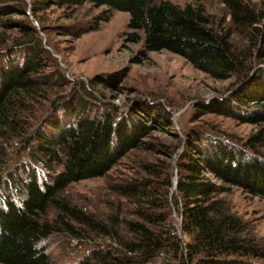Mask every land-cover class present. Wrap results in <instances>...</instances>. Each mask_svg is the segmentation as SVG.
<instances>
[{"label": "trees", "instance_id": "obj_1", "mask_svg": "<svg viewBox=\"0 0 264 264\" xmlns=\"http://www.w3.org/2000/svg\"><path fill=\"white\" fill-rule=\"evenodd\" d=\"M221 1L230 13L226 29L216 25L201 4L0 0V24L17 34L0 41L4 48L0 52V138H16L29 158L6 171L0 169V263L54 264L47 242L58 235L79 237L74 221L94 226L101 237L115 243L112 248L94 243L95 264H256L255 258L264 264V247L223 196L234 186L264 198V155L247 159L231 140L196 131L185 135L182 150L177 151L181 140L171 131L169 114L160 104L153 108L156 115L146 105L128 113L108 108L95 114L94 98H87L94 96L83 82L79 89L87 97L77 90L69 101L71 95L61 93L72 81L52 55L59 53L54 39L70 38L73 50L75 41L98 29L113 10L128 12L127 40L137 42L142 31L144 51L178 54L212 79L232 75L239 82L245 79L240 90L234 88L229 94L226 105L204 104L203 108L258 125L250 140L264 143V4L255 8L245 0ZM87 4L104 9L85 21L68 23H55L49 15L53 7L61 10L62 18L71 19ZM10 13L20 17L3 22ZM233 34L247 39L245 52L237 49ZM244 87L246 94L241 92ZM247 102L260 103L262 109L241 117L237 109L246 108ZM154 129L171 131L177 146L152 144ZM158 147L164 159L144 163L146 175L115 186L135 205L136 217L121 219L124 234L61 196L71 183L106 176L129 150ZM6 152L0 144V164ZM176 154L177 184L170 193L171 161ZM51 207L57 211L53 220L48 217ZM173 210L180 218V234Z\"/></svg>", "mask_w": 264, "mask_h": 264}, {"label": "rangeland", "instance_id": "obj_2", "mask_svg": "<svg viewBox=\"0 0 264 264\" xmlns=\"http://www.w3.org/2000/svg\"><path fill=\"white\" fill-rule=\"evenodd\" d=\"M168 1L180 6L188 3L201 4L207 13L214 16L216 25L223 29L229 27L230 13L221 0ZM245 1L252 3L255 8L264 4V0ZM101 9L104 7H90L87 4L79 8L71 19H64L61 16V10L52 7L49 15L55 23H68L73 20L85 21L90 16H96ZM19 17L16 13H10L4 15L3 22L7 18L17 19ZM128 18V12L113 10L107 21L100 22L98 29L82 34L75 41L73 50L69 46L70 38L54 39L59 53L52 52V55L60 70L72 81L61 93L71 95L69 101L76 96L77 90L79 94L87 97L88 94L79 89V83L83 82L90 94L94 96L87 98L89 100L94 98L92 111L95 114L108 108H118V111L128 113V111H137L145 105L153 109L155 104H160V108L169 114V120L173 125L171 131L176 133L181 140L177 151L182 150L185 135L196 131L231 140L234 147L238 148L247 159L264 155V143H255L250 140L256 133L258 125L244 121L240 117L218 114L215 108L213 110L203 108L204 104L226 105L230 99L229 94L234 88L239 87L237 90H240L245 79L239 82L235 75L225 79H212L196 70L178 54L168 50L144 51L142 31H139L140 39L137 42L127 40V34L131 32L127 26ZM16 35L14 28H7L4 24L2 26L0 24V41L7 38L12 40V37ZM232 39L239 51L245 52L249 47L243 35L233 34ZM2 50L4 48L0 47V52ZM252 62L255 68L257 66L255 59ZM246 89L247 87L242 88L241 92L246 94ZM261 105L256 102H247L246 108L235 109L241 117H247L262 109ZM152 114L156 115L155 109L152 110ZM162 116L163 114H160L159 117ZM3 130L10 133L7 128ZM170 132L168 129L167 131L152 130L151 143L164 142L177 146V140ZM8 139L6 141L0 138V144L4 145L7 151L4 157L5 162L0 164L2 171L8 170L22 160L29 159L26 152L20 150L21 143L16 138L8 136ZM164 157L159 147L155 150L131 149L117 160L106 176L71 183L61 193V196L69 204L93 219L113 226V229H117L122 235L125 230L122 228L121 219H132L135 216V205L131 202V198L117 192L115 186L139 179L141 174L146 175L143 164L156 163L157 159L162 160ZM176 158L177 154L172 157L171 161L174 180ZM174 189L173 185L170 193L174 192ZM223 196L229 200L232 210L247 222L250 233L254 234L264 247V198L251 195L234 186L229 188ZM56 215L57 211L52 207L49 208L48 217L53 220ZM172 217L176 232L180 234V218L175 210L172 212ZM71 223L79 232V237L58 235L47 242L54 264H95L94 243L101 244V246L109 245L111 248L115 245L112 239L101 237L100 232L94 226L74 221ZM260 260L254 259L256 264L262 263Z\"/></svg>", "mask_w": 264, "mask_h": 264}, {"label": "water", "instance_id": "obj_3", "mask_svg": "<svg viewBox=\"0 0 264 264\" xmlns=\"http://www.w3.org/2000/svg\"><path fill=\"white\" fill-rule=\"evenodd\" d=\"M30 12V10H28V13ZM55 55V54H54ZM56 56V55H55ZM176 184H177V180H176V177H175V180H174V188L176 187Z\"/></svg>", "mask_w": 264, "mask_h": 264}]
</instances>
